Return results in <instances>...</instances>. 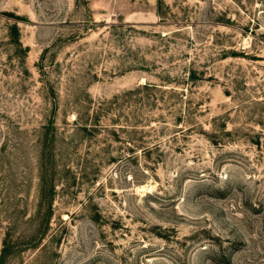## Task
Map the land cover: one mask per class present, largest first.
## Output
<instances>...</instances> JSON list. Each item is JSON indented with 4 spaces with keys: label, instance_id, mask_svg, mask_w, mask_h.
Masks as SVG:
<instances>
[{
    "label": "rangeland",
    "instance_id": "rangeland-1",
    "mask_svg": "<svg viewBox=\"0 0 264 264\" xmlns=\"http://www.w3.org/2000/svg\"><path fill=\"white\" fill-rule=\"evenodd\" d=\"M4 239L2 264H264V0H0Z\"/></svg>",
    "mask_w": 264,
    "mask_h": 264
},
{
    "label": "trees",
    "instance_id": "trees-1",
    "mask_svg": "<svg viewBox=\"0 0 264 264\" xmlns=\"http://www.w3.org/2000/svg\"><path fill=\"white\" fill-rule=\"evenodd\" d=\"M12 28H13L14 32L17 34L18 33V29H17L16 25H14ZM6 247H7V242L4 239L2 241V248H1V251H0V264H2V261H3L4 257H5Z\"/></svg>",
    "mask_w": 264,
    "mask_h": 264
}]
</instances>
